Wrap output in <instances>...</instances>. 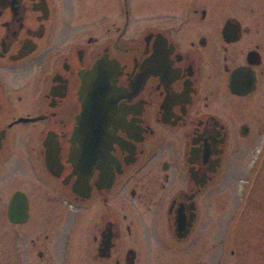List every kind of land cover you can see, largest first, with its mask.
<instances>
[{
    "label": "flooded vegetation",
    "instance_id": "obj_1",
    "mask_svg": "<svg viewBox=\"0 0 264 264\" xmlns=\"http://www.w3.org/2000/svg\"><path fill=\"white\" fill-rule=\"evenodd\" d=\"M135 1L0 0V264H264V0Z\"/></svg>",
    "mask_w": 264,
    "mask_h": 264
},
{
    "label": "water",
    "instance_id": "obj_2",
    "mask_svg": "<svg viewBox=\"0 0 264 264\" xmlns=\"http://www.w3.org/2000/svg\"><path fill=\"white\" fill-rule=\"evenodd\" d=\"M88 77L92 79L91 83H88V80L85 83V86L81 90V92L88 93V102L85 105L84 113L86 115V119H88L90 116L95 117V114L98 111L99 105L97 102L98 98L105 97L106 94V87L101 83L99 78L95 77V72H92L88 74ZM90 119V118H89ZM91 120H94V118H91ZM105 131V129L103 130ZM80 129H77V137L79 136ZM91 146V145H90ZM92 163V161L88 160V163Z\"/></svg>",
    "mask_w": 264,
    "mask_h": 264
},
{
    "label": "rangeland",
    "instance_id": "obj_3",
    "mask_svg": "<svg viewBox=\"0 0 264 264\" xmlns=\"http://www.w3.org/2000/svg\"><path fill=\"white\" fill-rule=\"evenodd\" d=\"M171 2L172 0H136L134 10L135 24H140V26L143 25L142 22L148 14L149 9H160Z\"/></svg>",
    "mask_w": 264,
    "mask_h": 264
}]
</instances>
